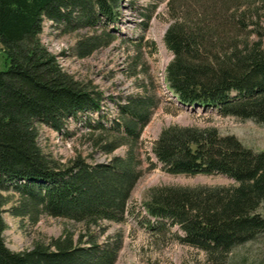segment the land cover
Here are the masks:
<instances>
[{
  "label": "trees",
  "instance_id": "1",
  "mask_svg": "<svg viewBox=\"0 0 264 264\" xmlns=\"http://www.w3.org/2000/svg\"><path fill=\"white\" fill-rule=\"evenodd\" d=\"M118 1L0 0V49L6 64L0 71V192L17 195L10 210L14 216L33 221L42 214L80 226L75 238L64 232L11 251L2 239L6 201L0 194V264H113L116 259L120 236L98 242L100 222L123 220L141 175L139 137L158 101L142 85L140 93L116 104L108 126L91 123L89 116L100 111V92L64 72L42 46L40 34L45 21L62 35L84 30L70 51L85 59L112 41L104 26L117 19ZM191 1H168L170 23L162 41L171 53L164 69L169 89L182 105L264 124V47L242 42L216 50L210 22L198 14H181L179 8L189 10ZM176 2L178 11L172 7ZM82 116L90 150L110 155L122 147V156L92 163L76 155L59 164L40 150L37 125L65 132L67 121ZM150 151L167 174L220 175L233 182L152 194L144 204L147 212L177 225L180 242L202 250L211 264H222L232 247L264 234V213L258 212L264 207V152L244 148L214 129L194 127L162 129Z\"/></svg>",
  "mask_w": 264,
  "mask_h": 264
},
{
  "label": "rangeland",
  "instance_id": "2",
  "mask_svg": "<svg viewBox=\"0 0 264 264\" xmlns=\"http://www.w3.org/2000/svg\"><path fill=\"white\" fill-rule=\"evenodd\" d=\"M168 1L119 0L117 19L104 26L112 41L85 59L76 58L70 51L75 40L85 34L84 30L62 35L51 23L45 21L42 24L40 42L55 56L62 70L74 79L89 83L101 94L102 113L99 117L98 114L90 115L88 121L97 120L108 125L115 116L116 104L129 95L140 93L142 85L159 102L140 134L141 175L130 192L123 221L100 222L102 234L97 236L98 242H105L116 234L120 236V247L113 264H211L202 250L179 241L182 232L177 225L148 215L144 204L149 202L152 194L163 189H211L229 187L233 182L220 175L185 176L163 172L150 151L162 129H214L219 136H232L244 148L264 152V124L221 116L212 109L203 111L198 107L188 109L174 105L159 91L164 69L171 59V53L162 41L170 23ZM190 6L185 11L180 7L181 14H198V18L204 17L210 22L216 50L233 44L240 46L242 42L264 47V0H192ZM172 7L178 11L177 2ZM5 67L0 49V71ZM84 120L82 116L78 122L67 121L65 132H55L44 124L37 125L36 142L40 150L59 164H65L76 155L92 163H105L108 157L122 156V147L110 155L90 150ZM0 194L6 201L1 209L5 226L2 239L11 251L29 249L34 242H47L64 232L74 238L79 234L80 226L64 218L41 214L31 221L26 216L12 215L10 210L18 202L17 195L12 191ZM258 212L264 213V207H259ZM222 264H264V234L232 247Z\"/></svg>",
  "mask_w": 264,
  "mask_h": 264
}]
</instances>
